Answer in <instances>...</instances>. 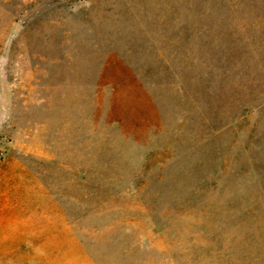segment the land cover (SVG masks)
Listing matches in <instances>:
<instances>
[{"label":"rangeland","instance_id":"obj_1","mask_svg":"<svg viewBox=\"0 0 264 264\" xmlns=\"http://www.w3.org/2000/svg\"><path fill=\"white\" fill-rule=\"evenodd\" d=\"M0 264H264V0H0Z\"/></svg>","mask_w":264,"mask_h":264}]
</instances>
